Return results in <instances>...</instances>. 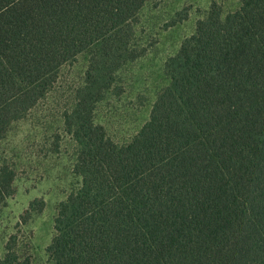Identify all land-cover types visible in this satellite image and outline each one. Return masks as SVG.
Returning a JSON list of instances; mask_svg holds the SVG:
<instances>
[{
  "label": "trees",
  "instance_id": "trees-1",
  "mask_svg": "<svg viewBox=\"0 0 264 264\" xmlns=\"http://www.w3.org/2000/svg\"><path fill=\"white\" fill-rule=\"evenodd\" d=\"M146 1L0 0V140L61 65L88 54L67 122L81 183L59 206L49 258L264 264V0H240L224 18L212 3L167 60L170 84L149 120L117 145L92 112L116 70L138 56L131 39ZM12 181L1 167L0 203Z\"/></svg>",
  "mask_w": 264,
  "mask_h": 264
},
{
  "label": "rangeland",
  "instance_id": "rangeland-1",
  "mask_svg": "<svg viewBox=\"0 0 264 264\" xmlns=\"http://www.w3.org/2000/svg\"><path fill=\"white\" fill-rule=\"evenodd\" d=\"M212 3L221 18L241 5L240 0H148L140 8L131 39L138 56L116 70L92 112L112 142L129 143L149 120L157 96L170 84L167 60L195 33ZM87 68L86 52L61 65L49 90L0 140V168L13 172L12 190L0 203V257L14 255L15 264H53L47 247L59 206L81 183L74 172L79 145L67 122Z\"/></svg>",
  "mask_w": 264,
  "mask_h": 264
}]
</instances>
